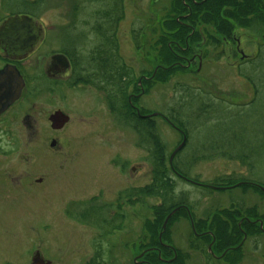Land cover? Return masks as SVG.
<instances>
[{
	"label": "rangeland",
	"instance_id": "rangeland-1",
	"mask_svg": "<svg viewBox=\"0 0 264 264\" xmlns=\"http://www.w3.org/2000/svg\"><path fill=\"white\" fill-rule=\"evenodd\" d=\"M54 2L57 4L54 10L53 0L50 2L51 10H45L51 16L48 19L56 20L60 26L63 23L67 26L72 22L70 19L75 20L70 11L69 0ZM170 2L171 0H125L126 16L121 21L117 34L121 55L137 71L138 89L135 95L138 100H134L133 106L139 112L142 108L146 109L149 115L157 113L154 117L168 158L181 144L184 134L161 114L170 116L173 108L178 110L183 103V106H187L186 102H192L183 115L184 120L189 122V144L182 153L188 160L181 166L189 176V181L175 177L177 197L184 193L189 198L192 210L186 207L164 229L165 221H153L151 205L160 203L157 198L147 199L145 205L137 204L132 207L125 204L122 210L123 219L112 223L103 222L102 219L114 217L116 209L99 211L92 207V203L86 202L80 212L77 204L76 221L70 233L66 227L57 233V244L60 248L57 249L59 260L55 264H88L98 251L106 264H143L147 262L146 244L151 240L149 234L152 227L158 233L159 239L160 235L167 232L173 245L190 254L186 264H224L210 259L204 251H193L190 248L188 243L192 235V224L194 226L192 214L195 220H199L211 212L223 208L232 209L231 207H257L258 212H264V195L253 187H232L228 190L209 188V184L225 175L248 177L252 182L264 185V70L256 66L259 65L258 59L253 65L248 59H243L244 55L252 59L258 54V42L261 39L253 37L254 33L248 35L245 31L238 30L240 43L227 47L221 60H215L212 52L203 58L202 52L198 50L195 53L202 58L196 57L191 68L178 71L165 84L150 87L151 78L161 67L154 60L153 44L161 34V22L170 8ZM142 26V47L136 49L131 30ZM79 44L84 47L83 41ZM242 71L250 72L256 85L241 75ZM181 83L190 86L193 92L187 93L181 89ZM69 89L67 99L74 100L75 103L81 101L82 107L66 110L67 113L72 112H69V125L61 132L59 157L73 159L76 199L81 202L89 200L101 190V200H115L119 187L112 190L110 185V167L114 161L123 164L122 186L125 190L127 187H142L150 183L153 176L152 155L139 146L138 136L132 129L114 119L102 98L103 93L90 87ZM141 91L145 95L140 97ZM220 100L225 101L223 108L230 110L229 112L222 110L215 114V111H209L196 120L201 102L210 104ZM63 104L60 101L61 107ZM197 122L199 127L196 129ZM228 137H235L232 151L238 149L239 142H248L249 147L244 152L249 154L252 163L246 165L238 159H230L223 156L218 148L212 147L213 143L227 141ZM196 152L201 156H210L194 163L191 158ZM179 158L182 160V157ZM193 179H199L200 182H190ZM91 209L96 211H90ZM200 244L206 249L207 244ZM240 264H264V236L247 240L244 245V258Z\"/></svg>",
	"mask_w": 264,
	"mask_h": 264
},
{
	"label": "trees",
	"instance_id": "trees-1",
	"mask_svg": "<svg viewBox=\"0 0 264 264\" xmlns=\"http://www.w3.org/2000/svg\"><path fill=\"white\" fill-rule=\"evenodd\" d=\"M69 1L70 11L76 22L72 31L69 30V33L74 31L76 47L74 52L70 53L74 67L71 76L73 85L82 83L104 93L114 119L119 124L132 129L138 136L139 146L152 155L151 182L132 191L127 189L122 196L128 197L130 204L135 198L139 205H145L147 199H159L160 203L151 205L153 221L157 223L165 221L173 210L179 208L169 219L168 225H170L177 214L186 210V207L191 208L189 198L184 193L177 197L175 177L189 181V176L182 170V165L185 164V160H188L182 156V153L189 144V122L184 120L183 115L192 102H186L187 106H183V103L178 110L172 107L170 116L162 114L187 138L184 149L179 151L173 163H170L155 117L139 116L137 109L133 106L134 100H138V97L134 95L138 89L137 71L120 54L116 40L119 24L126 16L125 0ZM170 3V8L161 22V34L153 44L154 60L161 67L151 78L150 87L165 84L178 71L191 68L190 65H186V61H190L198 50L202 52L203 58L212 52L215 60H221L226 54L227 47L237 45L240 41L237 35L238 30L251 35L254 33L253 37L261 39L258 42V54L252 59L247 57L244 60L248 59L247 61L253 65L258 59L259 65L256 66L264 70V0H171ZM143 33L144 26L131 30L136 49L142 47ZM81 41L84 42V47L80 46ZM240 74L256 85L250 72L242 71ZM179 87L187 93L193 92L190 86H185L183 83L179 84ZM224 102V100L210 104L201 102L200 113L196 115V120L209 111H215V114L221 113L225 110ZM140 113L148 115L143 108ZM196 126L197 129L199 123ZM233 139L235 137L232 139L228 137L227 141L215 142L212 147L218 148L223 156L230 159H238L246 165H249V162L252 163L249 154L244 152V149L249 147L248 142L238 141V149L232 151V144L235 143ZM208 156L210 155L201 156L196 152L191 160L196 163L207 159ZM179 157H182V160ZM193 181L200 182L199 179H193ZM209 186L213 190L253 187L264 195V189H261L264 185L252 182L248 177L225 175L214 180ZM231 208L219 209L199 220H195L192 214L194 226L192 224V235L188 244L193 251H204L210 259H216L224 264L241 263L247 240L264 236V212H258L257 207ZM149 235L151 240L146 244L147 262L143 264H186L189 261L190 254L173 245L172 240L167 237V232L160 240L155 228L152 227ZM203 242L207 244L206 249L201 247L200 243ZM209 245L212 247V252H209ZM101 257L100 252H96L88 264H106ZM169 260L171 262L167 263Z\"/></svg>",
	"mask_w": 264,
	"mask_h": 264
},
{
	"label": "flooded vegetation",
	"instance_id": "flooded-vegetation-1",
	"mask_svg": "<svg viewBox=\"0 0 264 264\" xmlns=\"http://www.w3.org/2000/svg\"><path fill=\"white\" fill-rule=\"evenodd\" d=\"M50 2L0 0V264H32L37 255L42 264H55L57 233L66 228L70 233L77 204L80 212L86 202L99 211L116 209L114 217L102 219L111 223L123 219L125 204H138L122 196L123 164L115 161L110 165L111 188L119 187L115 200H101V190L83 203L76 199L73 159L60 158L59 145L70 123L72 111L66 110L82 107L81 101L67 99V90L90 86L73 85L70 53L76 47L74 31L69 30L76 23L70 19L60 26L48 19ZM52 5L54 10V0ZM116 40L120 46L118 34ZM196 57L202 58L195 53L187 65ZM102 98L111 112L104 93ZM64 114L69 120L58 126Z\"/></svg>",
	"mask_w": 264,
	"mask_h": 264
},
{
	"label": "water",
	"instance_id": "water-1",
	"mask_svg": "<svg viewBox=\"0 0 264 264\" xmlns=\"http://www.w3.org/2000/svg\"><path fill=\"white\" fill-rule=\"evenodd\" d=\"M243 53V52H242ZM245 58V55L243 56V59ZM153 115H157V113L156 114H153ZM152 115V116H153ZM151 116V115H150ZM69 120V117L67 116V115H65L64 114V116H62V123H61V125H58V126H63L67 121ZM55 121H56V119H55ZM186 140H187V138H186V136H184V138H183V141L181 142V144H179L178 145V147L175 149V151L172 153V155H171V157H170V163H173V160H174V158H175V156L177 155V153L179 152V151H181L183 148H184V146H185V144H186ZM215 188H217V187H215ZM263 188V187H262ZM179 210V208H177V209H175V210H173L169 215H168V217L166 218V220H165V223H164V229L166 228V225H167V223H168V221H169V219L172 217V215L173 214H175L177 211ZM262 225V224H261ZM161 236L162 235H160V239H161ZM212 247H210V249H211ZM42 262H43V259L41 258V256L40 255H37V256H35L34 258H33V263L32 264H42Z\"/></svg>",
	"mask_w": 264,
	"mask_h": 264
}]
</instances>
